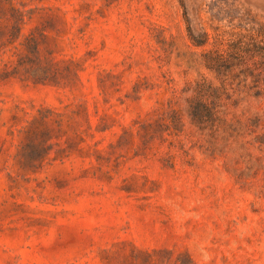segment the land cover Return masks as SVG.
<instances>
[{
	"label": "rangeland",
	"instance_id": "rangeland-1",
	"mask_svg": "<svg viewBox=\"0 0 264 264\" xmlns=\"http://www.w3.org/2000/svg\"><path fill=\"white\" fill-rule=\"evenodd\" d=\"M262 60L264 0H0V264H264Z\"/></svg>",
	"mask_w": 264,
	"mask_h": 264
},
{
	"label": "trees",
	"instance_id": "trees-1",
	"mask_svg": "<svg viewBox=\"0 0 264 264\" xmlns=\"http://www.w3.org/2000/svg\"><path fill=\"white\" fill-rule=\"evenodd\" d=\"M260 68H261V71L260 72L262 73L263 72V68H264V61L263 60L261 61ZM260 74H258V75H260Z\"/></svg>",
	"mask_w": 264,
	"mask_h": 264
}]
</instances>
